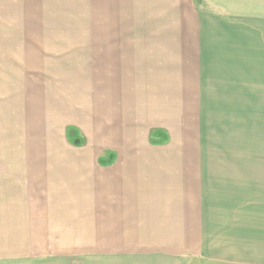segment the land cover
<instances>
[{
	"label": "crops",
	"instance_id": "crops-1",
	"mask_svg": "<svg viewBox=\"0 0 264 264\" xmlns=\"http://www.w3.org/2000/svg\"><path fill=\"white\" fill-rule=\"evenodd\" d=\"M35 1L45 7L46 0H34L36 7ZM77 1L90 9V23H99L96 14L107 21H151L162 11L160 0ZM200 8L192 10L206 14ZM141 66L143 74L125 63L115 78L101 79L90 122L75 125L92 147L71 148L75 157L57 166L29 165L26 176L15 162L1 164L0 196L19 198L15 182L36 179L26 193L47 204L27 210L25 228L57 237L60 248L53 251L73 248L72 256L85 264H264L260 166L211 163L210 154L195 146L188 114L203 101L195 100L193 81L183 77L195 68L174 59L164 70ZM20 203L6 199L10 208L0 206V241L8 235L11 245L25 215Z\"/></svg>",
	"mask_w": 264,
	"mask_h": 264
},
{
	"label": "rangeland",
	"instance_id": "rangeland-1",
	"mask_svg": "<svg viewBox=\"0 0 264 264\" xmlns=\"http://www.w3.org/2000/svg\"><path fill=\"white\" fill-rule=\"evenodd\" d=\"M160 1L162 11L151 21H107L96 14L99 23H90V9L76 0H46L45 7L42 1L35 7L34 0H3L1 166L15 162L21 165L18 174L26 176L29 165L57 166L75 157L71 148L92 147L75 125L90 122V102L101 91V79L115 78L125 63L136 72L141 64L164 70L174 59L195 68L183 77L193 81L195 100L203 101L188 114L195 146L210 154L211 163L259 165V190L264 191V0ZM193 7L206 14H195ZM15 183L19 198L0 196V206L10 208L4 201L17 198L25 215L12 245L2 235L0 264H85L72 256L73 248L53 251L60 248L57 237L25 228L27 210L47 203L26 193L36 179ZM37 245L40 251L34 250Z\"/></svg>",
	"mask_w": 264,
	"mask_h": 264
},
{
	"label": "water",
	"instance_id": "water-1",
	"mask_svg": "<svg viewBox=\"0 0 264 264\" xmlns=\"http://www.w3.org/2000/svg\"><path fill=\"white\" fill-rule=\"evenodd\" d=\"M75 144H76V146H79L80 143L79 142H75Z\"/></svg>",
	"mask_w": 264,
	"mask_h": 264
},
{
	"label": "trees",
	"instance_id": "trees-1",
	"mask_svg": "<svg viewBox=\"0 0 264 264\" xmlns=\"http://www.w3.org/2000/svg\"><path fill=\"white\" fill-rule=\"evenodd\" d=\"M73 145H75V146H76V144H74V143H73ZM80 145H81V143L79 144V146H80Z\"/></svg>",
	"mask_w": 264,
	"mask_h": 264
}]
</instances>
